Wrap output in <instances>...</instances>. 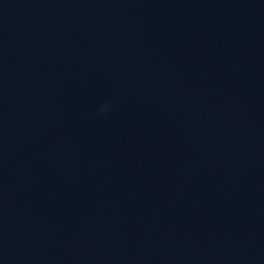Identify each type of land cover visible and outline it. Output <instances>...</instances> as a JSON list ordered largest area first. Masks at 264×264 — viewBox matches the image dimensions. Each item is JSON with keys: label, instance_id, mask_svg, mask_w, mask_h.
<instances>
[{"label": "water", "instance_id": "obj_1", "mask_svg": "<svg viewBox=\"0 0 264 264\" xmlns=\"http://www.w3.org/2000/svg\"><path fill=\"white\" fill-rule=\"evenodd\" d=\"M0 264H264V0H0Z\"/></svg>", "mask_w": 264, "mask_h": 264}, {"label": "clouds", "instance_id": "obj_2", "mask_svg": "<svg viewBox=\"0 0 264 264\" xmlns=\"http://www.w3.org/2000/svg\"><path fill=\"white\" fill-rule=\"evenodd\" d=\"M111 110V105L108 103H105L104 106L102 108H100V114H106L107 112H109Z\"/></svg>", "mask_w": 264, "mask_h": 264}]
</instances>
